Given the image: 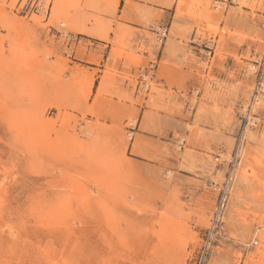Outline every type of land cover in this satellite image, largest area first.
I'll return each instance as SVG.
<instances>
[{
	"label": "rangeland",
	"instance_id": "obj_1",
	"mask_svg": "<svg viewBox=\"0 0 264 264\" xmlns=\"http://www.w3.org/2000/svg\"><path fill=\"white\" fill-rule=\"evenodd\" d=\"M263 51L264 0H0V264H264Z\"/></svg>",
	"mask_w": 264,
	"mask_h": 264
},
{
	"label": "built area",
	"instance_id": "obj_2",
	"mask_svg": "<svg viewBox=\"0 0 264 264\" xmlns=\"http://www.w3.org/2000/svg\"><path fill=\"white\" fill-rule=\"evenodd\" d=\"M249 70L254 75V82L252 87L251 96L255 98V101H250L248 103V106L245 109V113L243 114V118L247 120V122L251 121V123L256 124L257 121L250 119L252 116H257V114L254 111L255 107L260 103L264 102V51L258 55H255L253 60L249 63ZM249 115H252L249 117ZM244 143V138L241 135V137L238 139V141L235 144L234 150L230 155L229 161L226 163V173L224 176V181L222 183L221 187H218V197L217 201L214 207L213 215H212V222L213 224L219 220H221V217L223 215V212L225 210L227 200L229 198L231 185L234 180L233 176V169L235 166V161H237L238 158V150L240 148V145ZM220 158V155L216 157V160Z\"/></svg>",
	"mask_w": 264,
	"mask_h": 264
},
{
	"label": "bare ground",
	"instance_id": "obj_3",
	"mask_svg": "<svg viewBox=\"0 0 264 264\" xmlns=\"http://www.w3.org/2000/svg\"><path fill=\"white\" fill-rule=\"evenodd\" d=\"M250 71V70H249ZM251 98H252V96H251V93H250V95H249ZM248 98V99H246L245 101H243L241 104H240V107H239V112H240V116H242V117H244L243 116V114L245 113V109H246V107L248 106V103L250 102V101H252V102H254L255 101V98H253V99H251V98ZM250 116H252V115H249V117ZM250 119H253V120H257V121H259V118L257 117V116H252V117H250ZM252 121V120H251ZM248 124H246V127L249 129V128H251L252 129V127L249 125V121L247 122ZM252 126H253V129L255 128V126H256V124H253V123H250ZM245 127V128H246ZM243 138H244V136H243ZM242 146H244V144H241L240 145V148H239V150H238V157H239V152H240V149H241V147ZM237 161H238V158H237ZM237 161H235V166H234V169H233V176H235V167H236V164H237Z\"/></svg>",
	"mask_w": 264,
	"mask_h": 264
}]
</instances>
